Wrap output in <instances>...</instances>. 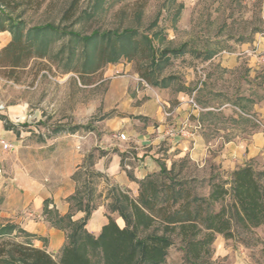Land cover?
Returning <instances> with one entry per match:
<instances>
[{"label":"rangeland","instance_id":"374dc122","mask_svg":"<svg viewBox=\"0 0 264 264\" xmlns=\"http://www.w3.org/2000/svg\"><path fill=\"white\" fill-rule=\"evenodd\" d=\"M70 3L71 0H48L38 9L21 6L14 11L4 10L5 16L0 13V20L10 17L24 23L27 29L50 24L58 30L57 35L50 37L44 57L31 59L12 79L0 70V112H6V118L16 128L0 136V141L4 139L11 145L5 149L0 143V225L14 222L22 227L17 220L31 210L20 208L23 191L17 185L19 171L30 172L44 183L63 185L66 177L68 184L64 186L71 188L76 181V190L83 197H88V190L93 191L95 207L108 205L106 201L111 204L110 191L114 186L93 168L105 153L102 147L114 148L109 144L118 140L121 133L128 138V129L141 128L140 122L158 127L163 117L167 122L172 120L170 112L179 91L189 89L187 82L190 87L204 82L203 92L191 99L205 109L202 113L212 111L218 115L210 119L216 126L209 130V137H217V128H229L224 135L230 139L250 132L251 123L258 125L234 106L243 104L249 112L251 101L264 97V77L252 78L245 62L233 69L218 62L220 55L235 53L257 32L264 33V8L258 0H81L75 17L64 20ZM126 29L140 35L159 33L153 41L158 54L187 45L184 55L168 56L169 62L159 74L160 79L176 77L168 88H156L144 81L139 69L148 64L137 57H122L118 63L104 64L94 73L83 72L85 43L73 40L72 32L83 37L96 31ZM210 53L212 60L206 64ZM241 99L246 100L241 103ZM234 115L248 121L235 122ZM166 141L154 147L164 154L160 159H166L164 163L169 166ZM183 160L177 162L179 179H197L196 193L207 195L209 170H200L192 161L182 163ZM78 167L81 168L75 171ZM42 218L47 222L46 215ZM32 219L41 220L36 215ZM262 226L252 232L234 226L232 239L217 236L213 260L223 264H264ZM37 238L33 239L35 245L40 241L47 243L44 238ZM17 240L25 238L19 236ZM174 240L168 264L183 260L181 240Z\"/></svg>","mask_w":264,"mask_h":264},{"label":"trees","instance_id":"16d2710c","mask_svg":"<svg viewBox=\"0 0 264 264\" xmlns=\"http://www.w3.org/2000/svg\"><path fill=\"white\" fill-rule=\"evenodd\" d=\"M46 1L0 0L1 17L5 16L4 10L14 11L21 6L38 9ZM80 2L71 0L64 20L75 17ZM7 18L0 20V32H10L12 39L0 49V70L12 79L16 71L26 68L31 59L46 55L48 41L58 34V30L50 24L27 29L24 23ZM72 36L76 42L85 43V74L98 71L104 64H116L122 57H137L148 64L139 69L141 78L161 89L168 88L176 78L159 77L169 62L168 56L184 55L187 47L183 44L158 54L153 41L160 34L140 35L133 29L105 33L96 31L83 37L72 32ZM212 55L210 53L206 59ZM212 114L207 112V115ZM0 118L5 121L6 130H16L13 123L5 117ZM176 168L175 163L171 169L160 163L158 174L138 182L137 197L113 187L109 209L118 212L125 226L121 227L108 216L109 222L98 235L86 229L96 208L92 203L94 193L91 189L87 198L79 190L69 197L70 210L64 216L58 210L50 209L51 201L46 200L43 214L47 221L66 233V243L57 257L46 248L37 247L33 243L37 236L18 224L7 222L0 225V264H168L169 251L175 245L174 237L181 240L184 253L182 262L174 264H223L213 260V245L218 235L232 239L234 226L252 232L264 225V171L245 166L234 171L230 179L211 174L209 192L199 195L194 186L198 183L197 179H179L180 173L176 172ZM78 212L85 213V216L74 220ZM19 236L25 240L18 241Z\"/></svg>","mask_w":264,"mask_h":264},{"label":"crops","instance_id":"0c3cea01","mask_svg":"<svg viewBox=\"0 0 264 264\" xmlns=\"http://www.w3.org/2000/svg\"><path fill=\"white\" fill-rule=\"evenodd\" d=\"M258 1L264 8V0ZM263 34L257 32L251 42L241 44L235 53L220 55L221 57L218 62L226 69H233L240 63L245 62L252 78L256 80L261 79L264 77ZM11 39L12 37L9 32H0V49L5 47ZM256 48L258 55H252L247 52ZM211 58L208 59L206 64L211 62L209 61L212 60ZM190 84L189 82L185 83V86L189 88V93H186L188 90L185 91L184 88L179 91L178 101L170 112L172 120L167 122V119L165 120L163 117L161 119L163 121L158 127L150 123L145 124L140 122L141 128H137L136 130L128 129V139L130 140L128 143H124V141L118 139L109 144L114 146V148L110 147V149H107L106 147H102L105 153L99 156L93 168L109 178L111 186L120 188L131 197H137L139 193L138 182L148 176L158 174L160 172V163L166 161V159H160V156H164V154L157 151L158 147H154L161 142L163 144L166 140L168 142L165 144L168 148L166 153L169 154L170 158L168 160L170 165L168 166L165 163L168 169H171L174 163L177 164L178 161L187 159L195 163L200 170H209V177L212 173L216 172V174H220L224 179H230L234 171L245 166H252L257 171H264V97L251 101L252 104L249 112H247L243 104L234 106L240 111L242 116L248 114L262 121V126L251 123L250 132L240 133L228 139L224 134L229 132V128H217L216 131L219 134L217 137L211 138L208 132L211 130V127L216 126V123H212L210 119L216 118L218 115L214 112L212 115H207L208 111H206V113H202L198 117L200 123L198 130L191 127L196 121L195 117H193L191 118V125L186 128L187 132L185 134L169 135L170 129L180 130L183 127L191 111L189 100L192 97H196L199 92H203L201 88H205L203 81L199 85L192 87H190ZM251 98L254 99V97ZM244 100L246 99H241L240 102L242 103ZM241 107L245 111L244 113L240 109ZM225 114L227 115V113ZM6 115H8L6 112H0L1 117L6 118ZM241 115H234V121H248L240 118ZM207 120L209 121L206 122ZM11 132L13 131L6 130L5 121L0 118V136L8 135ZM80 168L78 167L75 171H78ZM64 178L63 185L41 182L37 179V176L30 172L19 171L16 178L17 185L23 191L20 199V208L23 210L31 209L26 212L24 218L17 220V222L27 232L39 238H44L47 243H41L40 241L36 246L46 248L55 256L59 255L60 250L66 243V233L52 227L48 221L46 222L42 218V215L46 200L51 201L50 207L57 209L60 215L64 216L69 212L70 203L67 199L75 195L77 182L75 181L71 185V188H68L64 186L68 184L66 177ZM106 204L108 205L96 207L87 222L86 229L94 235H98L103 226L109 222L108 216L114 218L121 227L125 226L124 220L117 213H112L109 210L110 202L106 201ZM34 215L40 217L41 220L35 222L32 219ZM84 216L85 213L78 212L74 216V220H81ZM218 237L223 236L218 235Z\"/></svg>","mask_w":264,"mask_h":264},{"label":"built area","instance_id":"2783aa9c","mask_svg":"<svg viewBox=\"0 0 264 264\" xmlns=\"http://www.w3.org/2000/svg\"><path fill=\"white\" fill-rule=\"evenodd\" d=\"M247 52L250 53V54H252V55H258L257 48H256V49L249 50V51H247ZM260 56H261V55H260ZM189 103H190V105H191V112H190L188 118L186 119V121H185L183 127H182L180 130H171V129H170V131L168 132L169 135H174V134H185V133L187 132V129H186V128L189 127V126L191 125V121H192L191 118H193V117H195L196 121H195V124H194V125L192 124L191 127L194 128L195 130H198V129L200 128V123H199V121H198V117H199V115H200L202 112L205 111V109H203L202 107H200V106L195 102L194 99H190V100H189ZM0 109H2V107H0ZM248 117L253 118L252 116H248ZM253 119H254V121H255L258 125H260V126L263 125V123H262V121H261L260 119H255V118H253ZM118 139H119L120 141H124V142L128 140L127 135H126L125 133H121V134H119V135H118ZM0 143L3 145V147H4L5 149H9V148H11V145L8 144V143H6V141H5L4 139H2V140L0 141Z\"/></svg>","mask_w":264,"mask_h":264}]
</instances>
